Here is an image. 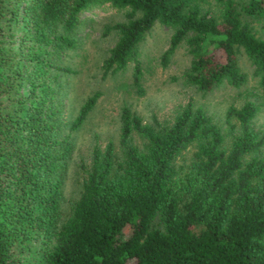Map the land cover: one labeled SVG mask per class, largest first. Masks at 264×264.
Returning <instances> with one entry per match:
<instances>
[{"label": "trees", "instance_id": "obj_1", "mask_svg": "<svg viewBox=\"0 0 264 264\" xmlns=\"http://www.w3.org/2000/svg\"><path fill=\"white\" fill-rule=\"evenodd\" d=\"M214 1V2H213ZM109 3L124 19L103 75L135 61L159 22L172 28L163 60L183 42L181 77L197 90L243 84V52L264 88V0H0V264H264V131L253 99L226 110V132L188 101L170 122L120 109L118 145L95 142L80 189L63 206L70 133L100 92L63 119L64 63L82 14ZM248 17L249 19H247ZM191 145L188 161L178 159Z\"/></svg>", "mask_w": 264, "mask_h": 264}, {"label": "rangeland", "instance_id": "obj_2", "mask_svg": "<svg viewBox=\"0 0 264 264\" xmlns=\"http://www.w3.org/2000/svg\"><path fill=\"white\" fill-rule=\"evenodd\" d=\"M247 0H239L246 2ZM214 2V1H213ZM123 10L106 3L96 6L82 14L83 23L77 32V47L68 51L64 61L76 73L64 76L63 119L71 120L76 116L80 105L93 92L100 95L85 120L74 130L63 127L62 134L70 133L72 151L63 186V206L74 198L80 189V163L87 162L95 142L104 145L108 140L118 145L120 109L124 103L130 105L144 122H170L180 107L188 101L201 106L226 132V110L230 105L240 106L246 99H253L260 108L253 118L256 128L264 131V88L259 76L253 73V65L241 51L238 63L246 73V81L233 86L220 83L204 92L183 81L181 73L191 60V54L181 43L163 60V53L169 47L172 28L156 22L137 47V58L141 68L140 82L144 91L138 93L133 83L135 61L131 60L122 68L103 75L101 63L108 49L115 43L114 30L104 33L105 25H112L124 19ZM249 19L248 17H246ZM257 34H264V24L251 20ZM194 146L183 152L178 163L188 161Z\"/></svg>", "mask_w": 264, "mask_h": 264}]
</instances>
